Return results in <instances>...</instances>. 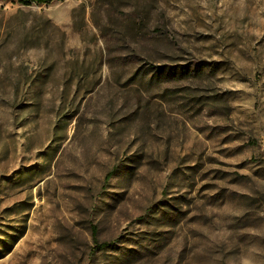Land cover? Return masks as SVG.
Instances as JSON below:
<instances>
[{
    "label": "rangeland",
    "instance_id": "rangeland-1",
    "mask_svg": "<svg viewBox=\"0 0 264 264\" xmlns=\"http://www.w3.org/2000/svg\"><path fill=\"white\" fill-rule=\"evenodd\" d=\"M0 264H264V0H0Z\"/></svg>",
    "mask_w": 264,
    "mask_h": 264
},
{
    "label": "trees",
    "instance_id": "trees-1",
    "mask_svg": "<svg viewBox=\"0 0 264 264\" xmlns=\"http://www.w3.org/2000/svg\"><path fill=\"white\" fill-rule=\"evenodd\" d=\"M29 1L34 2V3H37V4H41V3H48L51 0H29ZM110 174H111L110 172L108 174H106L105 180L110 176ZM94 230H95V228L93 227V232H94ZM93 238H94V236H93ZM101 246H104V245H101Z\"/></svg>",
    "mask_w": 264,
    "mask_h": 264
}]
</instances>
